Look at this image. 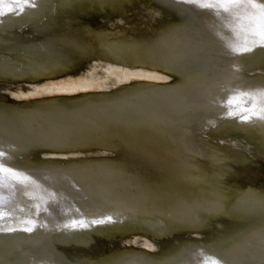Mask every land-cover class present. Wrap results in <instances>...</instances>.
<instances>
[{
  "label": "bare ground",
  "instance_id": "bare-ground-1",
  "mask_svg": "<svg viewBox=\"0 0 264 264\" xmlns=\"http://www.w3.org/2000/svg\"><path fill=\"white\" fill-rule=\"evenodd\" d=\"M28 4H0V264H264V119L227 115L264 106V46L235 12Z\"/></svg>",
  "mask_w": 264,
  "mask_h": 264
},
{
  "label": "snow or ice",
  "instance_id": "snow-or-ice-1",
  "mask_svg": "<svg viewBox=\"0 0 264 264\" xmlns=\"http://www.w3.org/2000/svg\"><path fill=\"white\" fill-rule=\"evenodd\" d=\"M193 3L197 6L210 8V9H219L225 13L235 12V19L237 20V25L247 35L255 37L261 42V45L264 46V3H258L257 0H192ZM17 5H21L19 11L24 10V6L29 5L28 0H15ZM2 4V0H0ZM11 10V8H9ZM5 14L3 11H0V15ZM255 42V41H254ZM236 52L244 53L249 52L252 48L244 47H234L233 49ZM155 79L156 77H149ZM254 93L247 91H240L235 94L234 97H230L227 101V106L232 109L234 106L239 108V111L230 110L228 116H238L239 119L243 122H248L253 118L264 119V106H260L257 103L253 102L251 105H247V101L244 100L245 97H252L255 99ZM264 95V93H261ZM0 156H3V153H0ZM5 174H10L12 176L16 175L14 169L4 166L0 163V177H3ZM109 221L111 217L107 218ZM103 220H96L93 223H104ZM31 228L25 229V231H31ZM8 231H13V229H8ZM205 264H219L214 258L211 261H205Z\"/></svg>",
  "mask_w": 264,
  "mask_h": 264
},
{
  "label": "rangeland",
  "instance_id": "rangeland-1",
  "mask_svg": "<svg viewBox=\"0 0 264 264\" xmlns=\"http://www.w3.org/2000/svg\"><path fill=\"white\" fill-rule=\"evenodd\" d=\"M6 179H8V176L7 175H4L3 177H0V188H5L6 187L8 189L9 188L8 186H11L12 185V182L10 181L9 183H7V180Z\"/></svg>",
  "mask_w": 264,
  "mask_h": 264
}]
</instances>
